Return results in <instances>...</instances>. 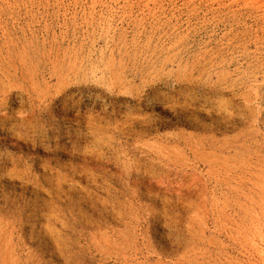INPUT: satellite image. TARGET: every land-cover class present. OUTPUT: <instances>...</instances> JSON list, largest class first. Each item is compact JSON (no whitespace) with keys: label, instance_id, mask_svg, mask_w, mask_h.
Listing matches in <instances>:
<instances>
[{"label":"rangeland","instance_id":"obj_1","mask_svg":"<svg viewBox=\"0 0 264 264\" xmlns=\"http://www.w3.org/2000/svg\"><path fill=\"white\" fill-rule=\"evenodd\" d=\"M0 264H264V0H0Z\"/></svg>","mask_w":264,"mask_h":264}]
</instances>
